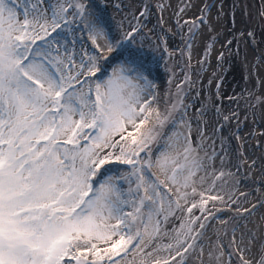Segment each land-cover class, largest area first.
Wrapping results in <instances>:
<instances>
[{
  "label": "snow or ice",
  "instance_id": "1",
  "mask_svg": "<svg viewBox=\"0 0 264 264\" xmlns=\"http://www.w3.org/2000/svg\"><path fill=\"white\" fill-rule=\"evenodd\" d=\"M191 6L178 7L174 21L182 43L187 28L189 61L215 5L199 24L183 20ZM170 8L0 0V264H264V223L249 227L264 191L252 203L256 188H226L242 182L222 134L239 113L217 109L224 123L208 136L203 105L189 116L191 76L167 99L158 92L154 73L173 55L163 26ZM247 35L255 43L256 32ZM252 107H264V96ZM259 184L264 190V177ZM217 203L235 204L234 217L209 236L211 221L227 215L214 213Z\"/></svg>",
  "mask_w": 264,
  "mask_h": 264
},
{
  "label": "rangeland",
  "instance_id": "2",
  "mask_svg": "<svg viewBox=\"0 0 264 264\" xmlns=\"http://www.w3.org/2000/svg\"><path fill=\"white\" fill-rule=\"evenodd\" d=\"M150 2L159 3L161 0H150ZM164 2L172 5V8L163 13V26L172 33L168 41V51L173 55L171 58L165 55L154 73L158 92L167 99L168 92L175 93L184 76H191L195 83L191 88L185 89L189 93L186 102L194 109L189 112V116H199V109L203 105L207 115L201 117L200 126L207 128L208 136H212L213 129L219 131L218 122L224 123L216 114L217 109L223 115L239 113V121L232 119L222 134L226 138L225 150L229 154L231 163L241 165V176L238 178L242 182L238 186L229 183L226 188L228 191H236L237 195L256 188L257 193L250 197L251 202L255 203L261 191H264L259 184L260 179L264 177L262 171L264 161H260L264 156V148L259 146L264 143V107H252L254 97L264 96V51L259 50L264 48V43L260 41V33L264 31V21L258 14V22L255 26L258 44L256 46L247 35L256 17L252 0H164ZM125 3L139 5L140 0H125ZM184 3L192 6L181 14L183 20H195L197 24L204 6L215 5L210 11L204 12L206 22L200 25V31L197 32L192 43L190 61L186 59L187 28L184 29L182 43L181 35L174 23L175 11ZM262 4L264 0H255V5L264 13ZM158 15H160L159 10H154L149 27L156 23ZM201 36H203L202 40H200ZM181 48H185L183 57L179 53ZM209 49L210 53L205 63L204 54ZM221 53L224 54L222 61ZM249 93L252 95L250 96ZM193 130L195 131V125ZM216 144L219 151L218 139ZM252 159H257L261 163V168L252 169L250 167ZM232 170L235 171L234 168ZM245 173L247 175H244ZM252 180L256 183H252ZM225 199L227 200V197ZM238 202L242 203L243 207L249 206L248 203H243L242 198ZM213 211L217 215L221 212L227 215L211 221L209 236L222 231L220 220L234 217L235 204L217 203ZM253 223H264V209L250 218L249 227ZM223 239L227 242L228 237L225 236Z\"/></svg>",
  "mask_w": 264,
  "mask_h": 264
},
{
  "label": "bare ground",
  "instance_id": "3",
  "mask_svg": "<svg viewBox=\"0 0 264 264\" xmlns=\"http://www.w3.org/2000/svg\"><path fill=\"white\" fill-rule=\"evenodd\" d=\"M202 39H203V36H201L200 40H202ZM196 49H198V48H196Z\"/></svg>",
  "mask_w": 264,
  "mask_h": 264
},
{
  "label": "water",
  "instance_id": "4",
  "mask_svg": "<svg viewBox=\"0 0 264 264\" xmlns=\"http://www.w3.org/2000/svg\"><path fill=\"white\" fill-rule=\"evenodd\" d=\"M256 9V8H255ZM254 28H252V30H253Z\"/></svg>",
  "mask_w": 264,
  "mask_h": 264
}]
</instances>
